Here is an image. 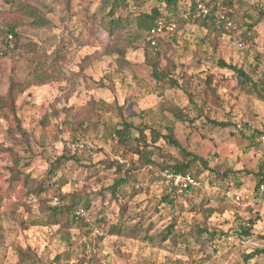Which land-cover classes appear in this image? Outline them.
<instances>
[{"label": "rangeland", "instance_id": "374dc122", "mask_svg": "<svg viewBox=\"0 0 264 264\" xmlns=\"http://www.w3.org/2000/svg\"><path fill=\"white\" fill-rule=\"evenodd\" d=\"M18 1L39 8L51 5L55 13L48 17L53 27L19 28L24 46L35 48L38 58L32 60V52L24 53V60L4 58L0 95L7 93L11 79L31 80L35 67L51 79L20 94L14 112L10 108L0 111V264H20V249L33 251L34 264H255L259 258L246 263L244 255L264 250V240L259 237L264 235V189L256 190L255 177L264 171V102L241 91L234 73L222 69L219 61L242 68L255 79L261 76L264 16L260 10H264V0H235V22H228L232 33L191 22V14L193 19L199 18L198 11H190L191 3L200 0H182L175 16H170L174 30L166 29L160 44L165 55L162 69H171L178 86L154 79L145 63V35L136 36L135 18L159 6V0H128V6L119 11L124 17L120 31L126 51L123 66L118 54L106 52L118 38L99 24L105 15L97 8L99 0H73L71 10L64 13L54 0ZM12 7L0 0V28L22 22ZM162 9L165 16L170 15ZM95 11L98 20H89ZM61 15L70 22H62ZM247 25L253 28L249 30ZM91 100L99 104L98 113L103 115L97 117L99 122L94 121L99 123L97 130L93 122H87L93 115L87 111ZM120 106L134 125H147L163 135L172 128L182 147L207 163V167L200 162L194 165L192 176L197 185L180 197L175 211L161 202L173 185L156 167L136 172L131 185L120 191L121 202L108 192L118 174L106 163L125 161L116 138L110 137L100 121L117 123ZM180 111L188 119L178 118ZM211 120L228 126L217 127ZM81 122L88 130L76 132ZM157 146L159 160L184 159L179 149L164 140ZM70 150L77 151L81 164L64 162L51 181L66 183L63 193L77 192L91 200L92 208L86 210L90 228L65 229L49 223L45 206L58 205V188L37 196L29 192L32 186L22 176L18 175L19 180L14 177L22 172L36 185L45 179L50 164ZM213 170L230 174L221 181ZM127 202L128 207L121 211L120 203ZM174 217L176 244L155 238ZM102 218L109 223L119 220L126 229L123 234L131 226L142 227L140 238L110 236V225H94ZM249 221L255 225L251 227ZM199 226L218 231L215 248L204 242L206 237H199ZM244 228L251 236L243 233ZM259 263L264 264V256Z\"/></svg>", "mask_w": 264, "mask_h": 264}, {"label": "trees", "instance_id": "16d2710c", "mask_svg": "<svg viewBox=\"0 0 264 264\" xmlns=\"http://www.w3.org/2000/svg\"><path fill=\"white\" fill-rule=\"evenodd\" d=\"M182 0H159L160 5L155 6L149 12H140L139 15L135 18L136 23V36L143 37L145 35V49H144V57L145 63L147 66L152 69V76L155 80L161 83H170L173 86H178V81L172 77L171 69L164 70L162 69V61L164 58V53L160 44L162 42V35L159 37H152L150 35V31L156 25V21L158 19H164L167 24L171 23V17L175 16L174 14L179 10V5ZM7 3H10L11 6H15V12L20 13L22 22L20 23H10L5 25L3 28H0V64L4 58H9L13 60H24L26 59L27 52L33 54L32 60L37 61V53L36 49L24 46L22 42V33L19 32V28L23 26L31 27L33 29H43V28H51L53 27L52 20L48 17L50 13H55V10L51 5H44L42 8L34 7L31 5H27L25 3H21L18 0H6ZM59 3L62 5V12H69L72 8L73 0H54V3ZM128 0H99L97 2V8L105 12V15L99 18V24L103 26V28L108 31V33L114 38H118V41L114 43V47L107 48L106 52L109 54H118L119 55V63L123 66L126 64V51L121 46V38L122 34L120 31L123 30L124 25V17L119 14L121 9H125L128 6ZM199 3L205 4L209 8V14L201 15L199 14V18L193 19V15L189 17L191 22L198 24L200 27L206 28L208 30L219 31L220 33H232L233 28L228 26V22L230 21L232 24L235 22L234 20V8H235V0H200V1H192L190 11L195 13L197 11V6ZM167 9L170 15L165 16L163 9ZM86 11H90L87 7ZM62 13V14H63ZM225 15V20L220 19V15ZM260 14L264 16V10H260ZM72 16L73 14L68 13V16ZM60 20L64 23L70 22L67 16H60ZM89 20L95 21L98 20V14L96 11L91 16L88 17ZM248 29L251 30L253 28L252 25H247ZM11 37V38H10ZM155 42L153 45L152 43ZM26 50L24 51V49ZM40 66L43 63L38 62ZM219 66L222 69L230 70L234 73L238 88L241 89L244 93L254 96L257 99L264 102V71L261 73V76L258 79H255L251 74L247 73L244 69L238 68L234 65H229L223 61H219ZM35 70V71H34ZM33 78L31 80L20 82L15 79H11L8 91L5 95H0V111L5 110L6 108H10L11 111H15V100L17 97L28 90L30 87L34 86L37 82L39 85H43L45 83L50 82L51 75H48L44 71H40L39 68H34ZM203 101V100H202ZM208 99L204 102L206 103ZM190 103L197 108V103L190 98ZM99 104L95 100H91L88 104L87 111L92 113V117H88L87 122L89 125L93 122L94 130L99 128V123L97 124L98 119L102 113H98ZM103 109V108H102ZM120 120L112 124L109 120H105L104 122L101 120L100 123L105 126V131L109 133L111 138H116L119 149L121 150V158L125 162L115 161L111 163H106L108 168L111 170H115V173L118 174V177L114 179V183L107 187L108 192H110L113 199L118 202L123 200V197L120 196V191L127 185H131V182L134 181V177L136 172H140L143 168L146 167H156L161 171H169L177 174L183 175H193V167L195 164L200 162L204 167H207V163L200 158L199 156L188 152L186 149L182 147V145L174 138L173 129L168 128V134L163 135L160 131L153 129L147 125H134L133 122L128 121L127 118L124 117L123 107H118ZM176 116L180 119H188L182 111H180ZM97 122H94L96 121ZM211 124L220 127L228 126L225 123H219L216 121H210ZM111 124V125H108ZM87 131L88 129L83 126V122L79 123L76 128V132ZM150 130V134L147 131ZM160 140L166 141L170 146L175 147L182 152L183 160L179 161L178 159L171 158L170 160L157 159L156 153L160 150V147L157 146ZM160 158L161 155L159 156ZM19 158L16 160V163H19ZM73 161L76 164H81V159L79 158V154L77 151L72 152L71 150L67 153H63L58 156L54 162L50 164V169L45 179H42L41 182H37L35 185L34 179L30 177V175H24L22 172H18L17 176L14 175L16 180H19L18 175L23 177L25 184L30 188L29 192H34L37 196H41L49 191L52 188H58L57 198L58 205L56 206H45V211L47 213L46 220L52 222L53 224L60 225L65 229H72L75 226L80 228H90V224L86 221V214L82 215L80 210L84 209L85 212L87 210L90 211L92 208L91 200L84 199L77 192L73 193H63L62 186L66 183H62L55 181L52 182L51 179L57 176V171L59 167L64 162ZM216 178L218 180H225L229 177L230 171H226L224 173H220L218 171L213 170ZM257 179L256 190L259 191L263 186L264 189V171L260 170L255 174ZM133 190L135 188L133 187ZM192 190V187L189 189L180 191L179 187L171 186L170 190L166 189L167 193H164L161 197V202L168 206L171 211H175L177 206L179 205L180 197H183L185 194L189 193ZM135 194V193H134ZM133 194L131 193V196ZM126 197V195H123ZM47 202V201H46ZM121 211H125L128 207L127 203H120ZM203 205V203H201ZM251 227L255 225V221L248 222ZM94 225H99L105 228L106 225H110L109 235L110 236H128L129 239L137 240L139 239L140 233L142 232V227L131 226V228L126 231L125 227L121 225L119 220L115 223H109L106 221V218H102L100 220L94 221ZM198 226V225H197ZM176 228H177V218L174 217L171 219V222L158 234L155 236L157 239H161V242L170 241L176 244ZM199 237H206V242L210 247H216L219 241H215V237L218 235L217 230H211L210 227H197ZM243 233L247 236H251L249 229L243 230ZM223 235H226L223 233ZM203 237V238H204ZM260 239L264 240V235L259 236ZM149 238V237H146ZM154 236H150V240H155ZM202 238V239H203ZM20 256V264H34L36 259V255L33 251L27 249L19 250ZM264 256V250H255L253 253L249 255H244V260L246 263L251 262L256 258L255 264H260L259 261Z\"/></svg>", "mask_w": 264, "mask_h": 264}, {"label": "built area", "instance_id": "2783aa9c", "mask_svg": "<svg viewBox=\"0 0 264 264\" xmlns=\"http://www.w3.org/2000/svg\"><path fill=\"white\" fill-rule=\"evenodd\" d=\"M197 11L199 12V14L207 15V14H209L210 10L205 4L199 3L198 6H197ZM220 18L222 20H225V15L222 14L220 16ZM229 25H231V24L229 23ZM174 28H175V25L173 23L167 24L164 19H158L156 21V25L150 31V35L152 37H159V36L162 35V33L166 29L173 31ZM152 44L154 45L155 42H153ZM262 140L264 142V137L262 138ZM72 146L74 147V145H72ZM164 175L167 178V181L170 182L173 186L179 187L180 191L189 189L190 187H193V186L197 185L196 179L192 175H189V174L183 175V174H177V173H174V172L164 171ZM262 188H263V186H262ZM80 213L82 215L86 214L84 209L80 210Z\"/></svg>", "mask_w": 264, "mask_h": 264}]
</instances>
